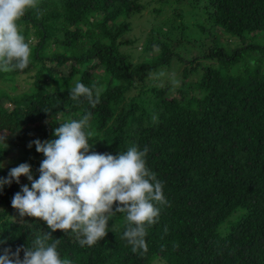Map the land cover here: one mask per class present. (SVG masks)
Here are the masks:
<instances>
[{"label": "trees", "instance_id": "1", "mask_svg": "<svg viewBox=\"0 0 264 264\" xmlns=\"http://www.w3.org/2000/svg\"><path fill=\"white\" fill-rule=\"evenodd\" d=\"M154 2L160 25L146 37L138 53L143 59L133 62L134 41L125 36ZM185 4L199 20L161 32L172 20L162 11L182 19ZM38 8L39 15L30 9L17 21L31 48L29 66L0 71L14 89L16 76L34 69L25 91L11 95L0 86V100L13 103L7 110L0 102V132L14 134L8 143L0 139V165L18 140L56 139L59 124L91 113L85 129L91 151L117 155L148 146L146 166L163 182L169 205L147 229L143 255L122 238L126 221L117 213L92 247L53 232L61 258L71 264H264V0H38ZM215 26L240 43L220 44ZM175 32L191 35L198 52L179 56L177 40H170ZM174 57L184 63L175 87L148 82L147 73L158 76ZM76 78L95 85L94 95L99 91L95 108L70 98ZM11 168L0 166V177ZM26 180L0 191V251L15 252L51 231L11 206Z\"/></svg>", "mask_w": 264, "mask_h": 264}, {"label": "clouds", "instance_id": "2", "mask_svg": "<svg viewBox=\"0 0 264 264\" xmlns=\"http://www.w3.org/2000/svg\"><path fill=\"white\" fill-rule=\"evenodd\" d=\"M30 9L40 14L38 0H0V71H22L29 66L31 48L17 21ZM94 89L95 85L85 86L76 78L69 96L77 102L82 97L95 108L100 95L98 90L94 95ZM90 115L59 124L54 129L56 139L29 143V148L34 144L44 156L38 179L33 178L28 163L11 168L6 178L0 177V191L13 181L19 184L21 176L27 177L31 187L21 185L11 206L21 218L43 221L51 230L15 252L3 249L0 264H71L61 258L60 239L53 240L52 233L61 230L64 235L74 234L80 247H92L105 238L109 220L117 213L124 214L122 238L132 252H147V229L158 222L161 208L169 206L163 182L146 166L149 147L140 150L133 145L117 155L91 151V133L85 131Z\"/></svg>", "mask_w": 264, "mask_h": 264}, {"label": "rangeland", "instance_id": "3", "mask_svg": "<svg viewBox=\"0 0 264 264\" xmlns=\"http://www.w3.org/2000/svg\"><path fill=\"white\" fill-rule=\"evenodd\" d=\"M178 5V4H177ZM153 6H157V3L154 2L153 5H150L147 9H144L139 16H136V18L133 19L132 27L133 29L130 30V32L125 36L126 39H132L133 46L130 48L132 51H134V55L131 56V60L133 62L140 61L143 58H140L138 56V53L143 49L146 41V37L152 35L150 33V30L152 28H156L159 23L160 25V19L161 16L157 14H153L151 11ZM188 7V4L184 5V8ZM163 13L169 15L172 17V20H168L166 24L161 25V32L166 33L171 30V25L178 24L179 27H182V21L186 25H191L195 21L199 20V15L196 13L197 11H192L190 8L185 9V15L183 14V18L180 19L176 16H174L170 12H164ZM156 18V19H154ZM214 29L216 32H218L220 37V44H224V41H228L226 43H230V45L234 46L235 44L240 43L239 39L236 37H231L230 39H226V33L223 31L222 28L219 26H215ZM179 32H175V34H172L170 36H173L171 38L172 44H175V41L177 40L176 44V51H178L179 56L182 55L184 57H192L198 52V49L194 48L195 42L193 38L188 39V37H192L191 35L188 37L183 38V36L179 35ZM31 39V38H30ZM128 47V46H127ZM147 55L149 56L152 53V50H148ZM144 57V55H143ZM184 63L175 57L172 58L170 63L168 65L163 66L162 69L158 70L159 72L158 76H154L156 73H147L146 78L150 79L148 82H151L152 79L155 80L156 83H159V85L163 86L166 83H171L173 87L176 86L177 80H180V74L182 71V67ZM34 73V69L30 70L28 73H19L16 76V82L17 87L12 89L10 87L11 82L8 80L0 79V86L5 88L9 94H15L22 91H25L28 87V84L32 80V75ZM54 85V83H52ZM1 104L7 109L11 110L13 108V103L8 99H2L0 100ZM39 125V123H36L35 125ZM14 138V134L10 135H4V133L0 132V139L3 143H8L10 139ZM39 138H35V136L28 135L25 139H20L16 143H18V147L12 148V151L9 153V155L3 160L2 167L3 168H11L14 167L20 163H28L31 165V170H33L37 167H40L41 161L44 159V156L42 153H38L36 151L35 145L33 144L31 148L28 147L29 143L31 141L37 140ZM43 142L42 139H39ZM22 147V148H21ZM34 178V176H33ZM24 185H28L31 187V182L28 181V179L25 181ZM21 191V189H20ZM154 264H165L162 260L160 261H154Z\"/></svg>", "mask_w": 264, "mask_h": 264}]
</instances>
